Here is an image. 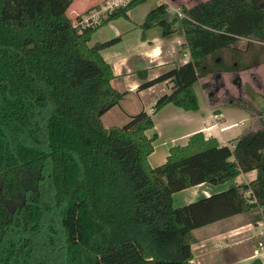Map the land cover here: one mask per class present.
<instances>
[{
    "label": "trees",
    "instance_id": "obj_1",
    "mask_svg": "<svg viewBox=\"0 0 264 264\" xmlns=\"http://www.w3.org/2000/svg\"><path fill=\"white\" fill-rule=\"evenodd\" d=\"M145 1L130 0L83 26L81 15L68 14L72 0H0V264H192L196 228L254 209L264 218V126L232 145L196 133L158 167L148 160L152 115L104 126L102 116L125 93L112 86L101 50L119 39L89 42ZM181 8L191 59L142 85L173 82L153 114L167 104L197 111L199 80L264 64V0ZM168 16L160 3L143 31L160 26L173 34L177 18ZM253 170L249 184L174 206L178 191Z\"/></svg>",
    "mask_w": 264,
    "mask_h": 264
},
{
    "label": "crops",
    "instance_id": "obj_2",
    "mask_svg": "<svg viewBox=\"0 0 264 264\" xmlns=\"http://www.w3.org/2000/svg\"><path fill=\"white\" fill-rule=\"evenodd\" d=\"M108 1L79 3L72 8V19L83 17L92 7L100 9ZM202 1L205 0H146L131 9L128 18L114 19L100 27L89 42L93 46L119 39L103 48L101 55L112 66V86L125 96L120 104L102 116V122L106 128L121 127L131 116L142 111L152 115L154 127L146 131L149 138L156 137L154 151L148 157L152 167L164 164L172 147L186 146L196 133H202L205 139L214 138L220 145H232L242 133L264 126V115L247 112L238 102L244 90H253L264 102V94L254 87L258 82L259 87H264V64L246 71L215 73L199 80L194 85L199 103L197 111L167 104L153 114L156 101L173 90V82L166 80L145 88L142 85L190 61L178 12L182 11L183 5ZM160 3L169 7V21L177 18V30L169 36L160 26L145 32L142 29L148 13ZM242 41L245 40L237 43L239 47ZM205 83L210 86L204 88ZM256 177L257 172L253 170L219 185L205 182L186 188L173 195L174 206L182 207L237 185L249 184ZM261 212V209H254L196 228L193 231L192 264H252L256 259L264 264V218Z\"/></svg>",
    "mask_w": 264,
    "mask_h": 264
},
{
    "label": "rangeland",
    "instance_id": "obj_3",
    "mask_svg": "<svg viewBox=\"0 0 264 264\" xmlns=\"http://www.w3.org/2000/svg\"><path fill=\"white\" fill-rule=\"evenodd\" d=\"M85 1H87V0H72V4H71V7L69 8V10H68V14H69V16L72 18L73 16H72V14H71V11H72V8H73V6L74 7H76L79 3H82V2H85ZM158 1V0H157ZM100 9H101V6H100ZM100 9H94V7H92V8H90V9H88V11H87V13H85L84 15H83V18H87V17H89L90 15H92V14H95L96 13V11H98V10H100ZM246 43V41H242L239 45H240V47H242V48H244V44ZM259 82L258 83H256V86H254L255 87V89H256V91H258L259 93H263L264 94V87H262V85H260L261 87H259ZM245 93V95H244V93ZM242 92V94H241V97L238 99V102H239V104H241V106L245 109V110H247V112H250V113H252V112H257L258 114H262V115H264V102H262L263 100V98L262 99H260L259 100V96L258 95H255L254 94V92H253V90L252 91H250V90H244ZM249 94H252L251 96H249ZM255 96V97H254ZM256 99V100H255ZM260 102H259V101Z\"/></svg>",
    "mask_w": 264,
    "mask_h": 264
},
{
    "label": "built area",
    "instance_id": "obj_4",
    "mask_svg": "<svg viewBox=\"0 0 264 264\" xmlns=\"http://www.w3.org/2000/svg\"><path fill=\"white\" fill-rule=\"evenodd\" d=\"M129 1L130 0H110L106 2L105 5H103L100 10L96 11L95 14H92L87 18H83V20L81 21V25L91 26L97 24L100 21L101 16L103 14L112 11L117 6L125 5ZM178 17H183L182 11L178 12Z\"/></svg>",
    "mask_w": 264,
    "mask_h": 264
}]
</instances>
